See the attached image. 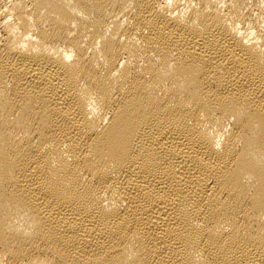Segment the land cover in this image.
Here are the masks:
<instances>
[{
  "label": "bare ground",
  "instance_id": "6f19581e",
  "mask_svg": "<svg viewBox=\"0 0 264 264\" xmlns=\"http://www.w3.org/2000/svg\"><path fill=\"white\" fill-rule=\"evenodd\" d=\"M0 264H264V0H0Z\"/></svg>",
  "mask_w": 264,
  "mask_h": 264
}]
</instances>
